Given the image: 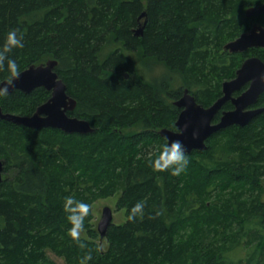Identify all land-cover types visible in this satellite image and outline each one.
I'll use <instances>...</instances> for the list:
<instances>
[{
  "label": "trees",
  "instance_id": "trees-1",
  "mask_svg": "<svg viewBox=\"0 0 264 264\" xmlns=\"http://www.w3.org/2000/svg\"><path fill=\"white\" fill-rule=\"evenodd\" d=\"M263 3L0 0V45L9 30L23 33L24 47L9 59L20 72L57 60L55 71L76 100L68 115L94 128L70 134L0 120V264H54L46 250L66 264H80L89 252L86 264H264V113L213 133L206 150L186 154L179 177L149 166L166 143L159 130H175L173 102L184 89L208 107L245 57L264 62V48L223 50L253 23L264 27V14L245 16ZM142 12L146 23L136 37ZM154 67L162 72L150 77ZM7 79L0 71V82ZM49 96L44 88L14 90L0 97V108L28 116ZM114 194L124 222L109 226L104 249L90 213L80 248L67 234L64 198L91 204ZM139 201L143 217L128 222ZM242 248L244 263L228 259Z\"/></svg>",
  "mask_w": 264,
  "mask_h": 264
},
{
  "label": "water",
  "instance_id": "water-1",
  "mask_svg": "<svg viewBox=\"0 0 264 264\" xmlns=\"http://www.w3.org/2000/svg\"><path fill=\"white\" fill-rule=\"evenodd\" d=\"M262 14H264V3L258 7H249L245 11L247 18ZM145 16L146 13L142 12L138 16V21ZM145 23L146 20H143L133 29L134 36L142 35ZM248 48H264V28L262 26L254 24L248 32L240 34L223 46V50L229 53L243 52ZM56 65L57 60H47L42 64L30 65L22 70L20 78L9 87V93L14 90L30 93L34 89L44 88L50 93V96L28 116L4 113L0 108V120L32 129L52 128L70 134L92 133L94 128L88 121L67 115L68 111L74 109L76 100L66 93V85L55 71ZM124 75L127 77V74ZM5 81H1L0 86ZM248 81L250 84L247 90L238 97L231 96L232 92L238 90ZM262 92H264V62L257 57L247 58L236 70L235 78L222 82V95L208 107L198 104L188 89H184L181 96L173 102V105L180 109L174 123L176 130L162 128L158 133L167 143L180 140L185 147L186 154L193 150H206V140L213 133L233 124L245 126L254 116L264 111V108L243 111ZM226 101H231L234 108L224 111L219 121L213 123L212 120L216 112ZM185 127L183 135H179L177 129ZM3 168L4 162L0 160V182L2 181ZM112 218L111 209L107 206L103 207L96 226L100 240L105 237L107 229L112 225Z\"/></svg>",
  "mask_w": 264,
  "mask_h": 264
},
{
  "label": "clouds",
  "instance_id": "clouds-1",
  "mask_svg": "<svg viewBox=\"0 0 264 264\" xmlns=\"http://www.w3.org/2000/svg\"><path fill=\"white\" fill-rule=\"evenodd\" d=\"M23 33L17 34V30H9L4 40L0 45V71L8 72V79L0 86V97L9 94V87H11L15 80L20 78L21 72L14 59H9L8 54L13 49L23 48ZM184 129H177L179 135H183ZM196 135V133H194ZM189 160L185 152V147L180 140H173L171 143H165L155 153L154 158L150 159L149 166L154 173L170 172L172 176L179 177L187 169ZM145 207L144 201L137 202L127 215L128 222H134L137 217H143V209ZM93 205L79 201L74 196H67L64 198L63 211L66 213V219L70 225L68 229V236L79 243L80 248L85 245L80 243L81 233L84 231L85 219L92 212ZM161 213H157L160 215ZM92 259L91 252L80 260V264H86Z\"/></svg>",
  "mask_w": 264,
  "mask_h": 264
},
{
  "label": "rangeland",
  "instance_id": "rangeland-1",
  "mask_svg": "<svg viewBox=\"0 0 264 264\" xmlns=\"http://www.w3.org/2000/svg\"><path fill=\"white\" fill-rule=\"evenodd\" d=\"M142 22H143V19L140 20V23H142ZM155 66H157V65H155ZM161 72H162L161 67H154L153 71L149 74H150V77H154V76L156 77ZM117 197H118V194H114V195H111L109 197L99 198V199H96L95 201L91 202V205H93V209L91 212L92 219L90 220V223L92 226H94L96 228L97 223H98L100 216H101V210L105 206L109 207L112 211V217H113L112 218V224H121L124 222V220H125L124 209H118L116 207ZM81 237L87 238L88 234L83 231L81 233ZM95 241L98 242L99 238H98V240H95ZM101 245L105 249V247H106L105 240H102ZM46 251H47L46 256H47V259L49 261L53 262L54 264H66L65 259L63 257H59V256L55 255L50 250H46ZM227 257H228V259H230V257H231L230 260H233L234 263H237L238 260H240V259L244 263V261L246 260V248L245 249L242 248V250H238L236 252L230 253V255H227Z\"/></svg>",
  "mask_w": 264,
  "mask_h": 264
},
{
  "label": "flooded vegetation",
  "instance_id": "flooded-vegetation-1",
  "mask_svg": "<svg viewBox=\"0 0 264 264\" xmlns=\"http://www.w3.org/2000/svg\"><path fill=\"white\" fill-rule=\"evenodd\" d=\"M138 24H140V21H138ZM254 24H256V25H258L257 23H253L252 25H251V27L254 25ZM258 26H261V25H258ZM251 27H250V29H251ZM264 28V27H263ZM249 29V30H250ZM248 30V31H249ZM248 31H245V32H248ZM244 33V32H243ZM242 34V33H241ZM250 49H258V48H248V49H246L245 51H243V52H235V53H245V52H247V51H249ZM260 49H263V48H260ZM228 52V51H227ZM250 57H255V56H251V55H249L248 57H245L244 59H243V61L245 60V59H247V58H250ZM259 59V58H258ZM242 61V62H243ZM241 62V63H242ZM263 62V61H262ZM241 63H240V65H241ZM239 65V66H240ZM239 68V67H238ZM237 68V69H238ZM236 69V70H237ZM236 70H235V72H236ZM233 78H235V73H234V76L232 77V78H230V79H228V80H225V81H229V80H232ZM249 84H250V81H248V82H246V83H244L238 90H236V91H234V92H232V94H231V96L232 97H238L240 94H242L245 90H247L248 89V87H249ZM221 95H222V93H221ZM264 95V92H262L261 94H259L258 95V97L256 98V100L254 101V102H252V103H250L246 108H244L243 109V111H252V110H257V109H262V108H264V100L262 99V96ZM75 108H76V105H75V107H74V109L73 110H71V111H68L67 112V115H68V113L69 112H73L74 110H75ZM177 108V107H176ZM234 107H233V105H232V103H231V101H226L221 107H220V109L216 112V115L214 116V118H213V120H212V122L213 123H217L218 121H219V119H220V117H221V115H222V113L224 112V111H230V110H232ZM177 110H178V113L180 112V109L179 108H177ZM177 113V114H178ZM264 113V111L263 112H261V113H259V114H257L256 116H254L246 125H248V124H250L251 122H253V121H255L256 119H258L259 118V116L261 115V114H263ZM68 116H70V115H68ZM70 117H74V118H78V117H75V116H70ZM78 119H81V118H78ZM81 120H84V119H81ZM90 124V123H89ZM245 125V126H246ZM232 126H236V127H244V126H239V125H236V124H233V125H229V126H227V127H225V128H223V129H226V128H228V127H232ZM175 130H176V128H175ZM73 134H78V133H73ZM4 169V168H3ZM4 173V172H3ZM4 176V175H3ZM262 189H263V195H262V198H263V201H264V181L262 182Z\"/></svg>",
  "mask_w": 264,
  "mask_h": 264
}]
</instances>
